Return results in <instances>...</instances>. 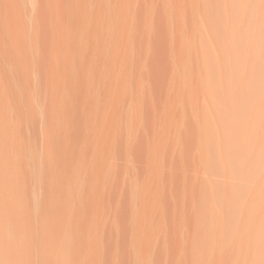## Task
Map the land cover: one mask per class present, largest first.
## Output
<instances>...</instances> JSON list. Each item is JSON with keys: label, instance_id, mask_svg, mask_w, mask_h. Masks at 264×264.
I'll return each instance as SVG.
<instances>
[{"label": "bare ground", "instance_id": "1", "mask_svg": "<svg viewBox=\"0 0 264 264\" xmlns=\"http://www.w3.org/2000/svg\"><path fill=\"white\" fill-rule=\"evenodd\" d=\"M110 1L116 2L112 9H108L107 0H0V174L9 171L10 167L20 174L21 189L17 186V191L25 219L20 224L18 218L7 216L5 208L12 211L16 205L14 202L6 203L4 207L0 197V264H21L13 250L22 234L26 236L24 248L17 252L24 258L22 264H56L58 235L68 229L67 234L75 238L74 246L82 251L87 231L93 229L99 232V221L101 224L110 221L104 233L103 256L101 252L98 256L96 251L86 247L90 253L89 261L79 264H130L133 253L130 235L132 207L127 184L124 186V178L126 180L129 176L126 175L128 167L125 160L133 154L138 163L137 172L139 170L144 177L150 174L155 170L156 163L151 159L150 143L159 144L158 127L168 125L170 117L182 120V114L175 110L164 114L163 106L166 102L176 103L179 99L182 75L187 68L188 48L194 39L199 0H172L177 17L175 29L170 26V15L163 3L139 0L136 12L133 11L137 17V20L134 18L136 26L131 30L123 15L124 5L119 0ZM130 2L133 6L134 0ZM151 12L155 15L154 20ZM183 20L188 26L185 31L181 28ZM151 27L154 28L152 32ZM107 37L110 39L108 52V47L104 48ZM95 39L99 43H95ZM34 72L38 74L36 82H32L37 75ZM98 72L100 80L94 78ZM127 78L136 85L133 97H129L128 93L125 96ZM143 78L149 81L150 91L145 127L131 151L125 138L128 135L125 130H129L131 121L129 118L130 123L126 124L127 112L122 111L126 104L139 99L138 85ZM199 79L196 75V86ZM37 82L39 86H36ZM34 83L38 89L44 85L45 88L39 90L41 94L38 89L35 90ZM169 87L175 90L171 96L166 94ZM36 91L40 94L39 98ZM91 92L100 95L90 100ZM35 97L42 109L40 104L37 106ZM199 97V92L195 91L192 98L195 104ZM41 110L44 112L41 121H45V115L47 118L44 126L40 125L38 118L42 116V113L39 114ZM97 110L107 111L105 119L100 118L103 111H99V116ZM39 128L46 132L48 139L46 135L45 138L42 135L38 137V132L43 134ZM166 129L164 125L163 134ZM189 131L192 138L186 142L184 159L199 163V153H196L199 135L193 121ZM99 134L102 135L100 143L96 141ZM41 139H45L42 142L47 149L44 145L42 147L46 153L40 146ZM36 144L38 152L41 148L40 151L47 157V160L44 158L47 164H44L46 172L43 174V223H37L32 212L37 190L34 187L37 176L35 174L34 177L32 170L37 169L33 166L40 163L32 164L35 158L40 160L37 150L33 151ZM169 148L173 154L174 145H169ZM113 151L123 162L116 166V175L109 174L112 179L113 175L116 176L109 187H104L102 183L108 175L103 180L102 177L106 174L107 161L110 162ZM7 155L10 166L2 164L1 156ZM73 156L82 162L85 174H56L67 170V163L72 161ZM132 156L129 163H133ZM115 162L116 158L114 165ZM193 165L188 164L191 171H196ZM37 166L39 169V164ZM107 166L110 168L111 165ZM110 178L107 177L108 182ZM101 185L105 192H100ZM194 194L195 191L191 190L189 200ZM13 195H17L14 189ZM7 196H11V192ZM102 196L106 205L99 203ZM77 198L81 202L74 206ZM154 201L155 198H150V204ZM71 209L74 212L72 223L68 215ZM45 222L50 224L48 229ZM184 228L189 239L192 223L184 224L178 218L176 230ZM9 230L12 231L11 238ZM154 237L146 231L139 251L142 264L149 258ZM134 246L136 248V244ZM184 247L188 250L183 248L181 241L173 240L172 264H176L183 254L190 255L189 248ZM158 257L160 262L168 259L164 250Z\"/></svg>", "mask_w": 264, "mask_h": 264}, {"label": "rangeland", "instance_id": "2", "mask_svg": "<svg viewBox=\"0 0 264 264\" xmlns=\"http://www.w3.org/2000/svg\"><path fill=\"white\" fill-rule=\"evenodd\" d=\"M155 1L164 4L166 12L170 15V26L175 29L177 17L173 1ZM119 2L124 5L123 15L131 30L136 26L134 18L137 20V17L133 11L136 12L139 0H134L133 6L130 0ZM115 4L116 2L107 0L108 9H112ZM198 8L194 39L189 44L187 68L182 75V85L178 91L179 99L176 103L166 102L163 106L164 114L175 110L182 114V120L170 117L168 125L161 124L158 127L159 144L154 141L150 143L151 159L156 162L155 170L150 174L144 177L140 175L139 170L137 172L138 163L133 154L125 160L128 167L126 175L129 176L125 175L128 179L126 181L124 178V186L126 183L132 207L130 235L133 253L130 255V264H142L139 251L145 241L146 231L155 237L151 241V252L145 264H172L170 256L174 239L181 241L183 248L187 249L184 247L187 246L190 252V255L183 254L176 264H264V0H199ZM151 15L154 20L155 15L152 12ZM181 28L184 31L188 29L186 21H182ZM153 30L151 27L150 31ZM95 43H99V40L95 39ZM109 44L110 39L107 37L104 48ZM109 50L108 47L107 52ZM36 74L34 72V75ZM196 75L200 78L197 86L194 84ZM37 76L38 74L34 76L32 82L38 81ZM100 77L99 72L94 76L97 80H100ZM37 83V85L34 83V87L39 86V82ZM125 85L127 87L125 96L128 93L129 97H133L136 85L128 78ZM41 86L43 87L40 89L45 88L44 85ZM148 87L149 81L143 78L138 85L139 99L126 104L124 106L126 111L124 109L122 111L127 112L124 114L128 120L126 124L130 123L129 118L131 121L129 130H125L128 134L125 138L129 141L127 144L129 143L131 151L136 145L138 135L144 131L147 97L150 93ZM37 89L38 87L35 90ZM37 91L36 97L39 98L42 92L39 91V94ZM174 91L173 87H169L166 94L171 96ZM195 91L200 95L197 104L192 99ZM99 95L98 92H91L90 100ZM36 97L38 106L40 101ZM44 98L47 101L46 97ZM41 103L46 106L44 101L41 100ZM39 106L41 108V104ZM39 108L36 110H40ZM43 108L48 113V110ZM99 111L97 110V115ZM102 111L105 112L101 113L104 117L99 116L105 119L107 111ZM41 113L42 110L39 114ZM43 113L38 118L40 125L44 126L47 118L45 115V121H41ZM192 121L199 135V147L196 152L199 153V163L189 158L184 159L186 142L192 138L189 131ZM164 125L167 129L163 134ZM46 126L48 127V123ZM40 129L38 130L43 131L44 135L38 132V137L39 135H42V138H45V135L47 137L46 132ZM101 137L99 134L96 141L100 143ZM42 141L45 142V139H41ZM41 144L43 148L44 143ZM171 144L174 145L173 154L169 148ZM34 147L33 151L37 150L40 160L33 157L32 164L40 163H37L39 169L35 164L33 167L37 169L32 170L34 177L37 176V181L33 177L37 183L34 186L37 190L32 212L34 220L43 223L41 217L45 200L43 174L46 172L44 164H47L44 152L46 153L47 147L43 148L45 150L43 154L41 148L39 152L36 149L37 144ZM113 155L115 152L110 157ZM131 156L133 157L131 163L136 166L134 168L129 163ZM117 157L115 155V165L114 157L110 158L109 163L107 161V165L111 166L109 168L106 165V174H103L102 180L107 175L109 178L112 174L116 175V166L122 161ZM1 159L2 164L11 165L8 155L1 156ZM189 163L194 164L193 167L198 172L191 171ZM67 167L65 173L58 171L56 174H85L82 162L75 156L67 163ZM115 175L109 182L108 176L106 177L108 183L104 178L102 185L109 187ZM17 186L21 189L20 174L16 173L15 168L10 167L9 171L0 174V197L3 206L13 202L16 205L12 211L5 208V214L10 218H18L20 224H23L25 222L23 206ZM103 186L100 187V192L103 191ZM13 189L17 192L15 196ZM191 190L195 191V194L189 200ZM9 192L11 196H7ZM101 198L99 203L106 205L103 196ZM150 198H155L151 204ZM76 200L74 206L81 202L80 198ZM169 206L172 207L171 210ZM73 213V209L68 211L70 223L73 222ZM178 218H181L184 224L192 223L189 239L186 228L176 230ZM98 223L99 232L93 229L87 231L82 251L80 247L74 246L75 238L67 234L68 229L59 234L56 264L88 263L90 253L86 247H89L90 251H96L98 256L101 252L103 256L104 233L110 221ZM48 225L50 224L45 222L47 229ZM11 234L12 231L9 230V236ZM25 240L26 236L22 234L13 250L21 264L24 263V258L17 252L24 248ZM163 250L167 253L168 259L160 262L158 256Z\"/></svg>", "mask_w": 264, "mask_h": 264}]
</instances>
